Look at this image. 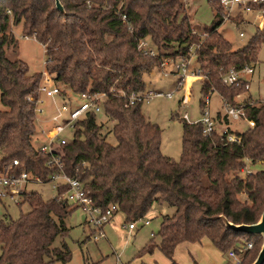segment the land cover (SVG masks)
Listing matches in <instances>:
<instances>
[{
  "label": "trees",
  "instance_id": "trees-1",
  "mask_svg": "<svg viewBox=\"0 0 264 264\" xmlns=\"http://www.w3.org/2000/svg\"><path fill=\"white\" fill-rule=\"evenodd\" d=\"M208 1L214 21L199 33L181 0H60L64 13L54 0H0L3 160L17 158L18 168L44 179L51 172L32 140L43 71L30 72L22 59L8 56L16 44L12 27L21 23L24 37L43 46L45 71L54 83L73 93L104 94L100 113L111 125L98 122L93 112L77 121L72 139L58 148L64 171L84 182L101 209L116 204L125 224L144 217L154 203L173 207L171 214L161 216L159 242L151 239L137 256L157 248L170 264H178L173 259L177 244L203 237L223 253L236 249L242 264L252 248L239 250L236 243L261 238L226 227L221 216L234 224H251L264 209V102L243 99L245 115L254 125L241 131L216 129L203 135L200 122L182 117V151L176 160L161 153L160 129L142 112L143 101L129 104L132 93L146 89V73L164 58L187 57L191 48L204 75L202 107L212 92L231 104L246 92L245 80L227 86L221 78L230 67L254 65L264 29L234 49L218 31L222 7L217 0ZM141 39L155 49L154 55L138 48ZM228 134L238 141L228 140ZM25 202L27 212L0 219V264L68 262L66 243L53 244L68 231L64 218L70 208L37 191L26 194Z\"/></svg>",
  "mask_w": 264,
  "mask_h": 264
},
{
  "label": "rangeland",
  "instance_id": "rangeland-1",
  "mask_svg": "<svg viewBox=\"0 0 264 264\" xmlns=\"http://www.w3.org/2000/svg\"><path fill=\"white\" fill-rule=\"evenodd\" d=\"M185 5V12L190 18L191 23L199 33L204 27L210 26L214 21V11L208 0H181ZM256 19L251 14H236L224 19L218 27V31L231 42L234 49L240 48L248 42L257 30ZM16 44L14 50L8 53L10 58H20L26 62L30 72L45 71L46 54L43 46L33 37H24L22 24L12 27ZM243 35L240 36L239 33ZM202 36L205 34L202 33ZM262 39L264 37L262 36ZM155 52V49L152 48ZM193 53V49H192ZM167 62L164 68L158 66L144 75L147 89L171 92L172 97L157 96L149 100H144L141 110L148 120L158 125L160 129V151L163 155L176 160L182 151V117L185 112L188 114L187 122H196L202 115L200 105L201 78L190 79L188 83L189 100L187 104L180 103L185 87L175 89L177 76L170 73L175 62H179V56L164 58ZM192 65H197L193 60ZM166 68V69H165ZM165 69V71H162ZM46 72V71H45ZM165 73H167L165 75ZM249 82L248 92L256 100L264 101V41L260 44L257 52V59L251 74H245ZM51 77V76H50ZM64 90L68 95L73 92L64 88L60 83H54ZM247 91L240 94V98L246 96ZM72 107L81 103V98L73 93ZM45 113L35 119V135L33 145L37 146L45 140L42 129L50 126V116L55 112L50 97H43ZM236 100V99H235ZM241 100V99H240ZM58 103V101H56ZM221 98L216 92L210 94L207 104L210 113H214L221 108ZM55 106V105H54ZM5 107L0 101V110ZM98 122L110 126L111 121L107 120L102 113H98ZM233 131L244 130L247 125L245 121L233 120L229 124ZM73 128H66L62 137L71 140ZM112 143L115 139L112 135L108 136ZM255 170L258 167H251ZM28 188L37 191L44 199L55 195V190L50 183L29 184ZM29 210L28 203L17 205L9 200H0V219L9 220L19 217L21 213ZM173 207L167 203H154L149 212L141 219L135 221V228L127 229L124 225V215L117 212L113 219L103 226L99 236L94 227L87 222L86 211L81 207L71 206L70 212L64 218V224L68 231L64 237H57L54 246L66 243L71 251V258L66 263L54 261L50 264H169V260L162 252L155 248L152 253L143 254L137 257L140 249L151 239L159 242L158 230L160 228L161 216L171 214ZM153 233V236H151ZM94 235L97 238H94ZM253 247L249 254L244 257L242 264H251L257 256L259 245L262 239H252ZM258 249V250H257ZM231 250V249H230ZM175 261L178 264H235L229 257L228 252H221L216 248L207 237H203L197 242H181L175 248ZM241 264V263H240Z\"/></svg>",
  "mask_w": 264,
  "mask_h": 264
},
{
  "label": "built area",
  "instance_id": "built-area-1",
  "mask_svg": "<svg viewBox=\"0 0 264 264\" xmlns=\"http://www.w3.org/2000/svg\"><path fill=\"white\" fill-rule=\"evenodd\" d=\"M217 1L224 11V19H228L229 17L240 13L251 14L256 19V27L260 30L264 29V9L262 7L264 0ZM122 18L125 19V16ZM239 35L242 36L243 33L240 32ZM138 48L144 50L145 53L150 55L155 54L152 47L145 39H141L139 41ZM192 49L193 48L190 49V53L187 57H179V62H175L173 67L174 74L177 76L175 89L185 87V93L180 99L182 104H187L189 100L187 85L190 79H202L204 77L200 68L196 65H192L191 63L195 59ZM166 64L167 62L163 60L160 64L161 68H164ZM253 66L254 65H247L241 69L230 67L225 74L222 75L221 80L223 84L229 86L238 80H245L244 87L245 90L248 91L249 82L245 74H251L253 72ZM162 71L165 70L162 69ZM166 74L167 73H165V75ZM38 90L39 97L35 100L36 106L34 108L36 117L45 113L46 108L45 106L43 107L45 101L43 97H50V100L53 103V108H55V112H52L50 116L52 124L42 129L45 140L35 146L40 153L46 156L44 164L51 168V172L47 175L46 179H44L38 175H33L24 168H18L19 160L17 158L3 160V155L0 154V200H9L17 205H20L23 203L25 195L34 191L28 188L29 184L50 183L53 190H55V195L52 198L56 201L64 202L69 208L71 206L83 208L87 214V222H89L91 226L94 227V230H96L97 233L99 232V236H101L103 226L109 223L112 220L113 215L117 212V205L110 203L104 209L95 205L84 182L76 177L68 175L64 171L62 156L58 148L69 141L65 137L61 136L66 128H73L75 130L77 121L85 118L88 113L93 112L98 114L101 112L104 94L76 93L80 96L82 101L78 106L72 107V100L74 99L73 93L68 95L64 90L55 85L50 75L45 71L42 74ZM240 94L236 95V102L234 104L223 100V116L229 122L233 120L245 121L247 126H253L254 122L245 115V102L243 100H238L240 98ZM157 96H166L170 98L172 97V93H163L162 91L146 88L143 92L137 94L132 93L129 96V104H134L136 101L149 100ZM209 98L210 96H206L204 98L205 100L202 107V115L196 121L202 124L203 135H210L214 130H216L215 120L213 119L207 106ZM56 101H58V103ZM252 102V99L247 100V103L249 104ZM183 118L185 120L188 119L187 112L183 114ZM228 130L229 128L226 125L225 128L219 132L225 133L229 132ZM227 139L231 141H238L233 134H228ZM63 187H65V190ZM126 224L129 231L135 228V221ZM94 238H97V236L94 235ZM238 245H240V243ZM252 247V241H243V248L238 249L247 250ZM228 257L235 264L241 263V258L236 252V249L229 250Z\"/></svg>",
  "mask_w": 264,
  "mask_h": 264
},
{
  "label": "water",
  "instance_id": "water-1",
  "mask_svg": "<svg viewBox=\"0 0 264 264\" xmlns=\"http://www.w3.org/2000/svg\"><path fill=\"white\" fill-rule=\"evenodd\" d=\"M56 9L60 12L64 13V8L60 2V0H54ZM223 219L226 227L231 228L236 231H241L249 236H259L262 239L259 251L257 253L256 258L251 264H264V209L261 212V215L259 217V220L255 223L251 224H234L230 221H228L224 216H221ZM240 243V245H238ZM236 246L238 248H243V241L237 242Z\"/></svg>",
  "mask_w": 264,
  "mask_h": 264
},
{
  "label": "crops",
  "instance_id": "crops-1",
  "mask_svg": "<svg viewBox=\"0 0 264 264\" xmlns=\"http://www.w3.org/2000/svg\"><path fill=\"white\" fill-rule=\"evenodd\" d=\"M34 38V37H33ZM166 69V68H165ZM164 69V70H165ZM167 72V71H166ZM170 73H173L174 74V70H171L170 71ZM246 96H244V97H242V98H239L238 100H243V99H254L252 96H251V94H249V92L247 91V94H245ZM219 97L221 98V101H222V103H221V108H219L218 110H216L214 113H211V115H212V117H213V119L215 120V124H216V129L218 130V131H222V129H224L225 128V126L227 125L228 126V128H229V130H232L231 129V127H230V123H231V121L229 122L228 120H226L225 118H224V116H223V99H222V97L219 95ZM49 101H51L50 99H49ZM181 103V102H180ZM118 212V211H117ZM116 212V213H117ZM115 213V214H116ZM115 214L113 215V217L115 216ZM113 219V218H112ZM124 221H125V217H124ZM124 224H125V222H123ZM151 236H153V233H151ZM210 241V240H209ZM178 245V244H177ZM176 245V246H177ZM176 248V247H175ZM167 258V257H166ZM175 258V250H174V253H173V259ZM168 259V258H167ZM169 260V259H168ZM175 260V259H174ZM169 264H170V260H169Z\"/></svg>",
  "mask_w": 264,
  "mask_h": 264
}]
</instances>
